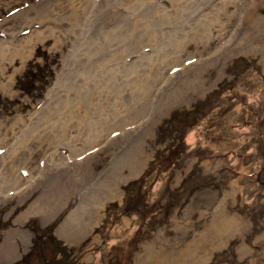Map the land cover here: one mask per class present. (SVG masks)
<instances>
[{
	"label": "rangeland",
	"instance_id": "1",
	"mask_svg": "<svg viewBox=\"0 0 264 264\" xmlns=\"http://www.w3.org/2000/svg\"><path fill=\"white\" fill-rule=\"evenodd\" d=\"M142 1L129 0L138 6ZM215 1L209 5L195 3L193 18L179 28L158 22L165 12L175 16L173 0L171 6L163 0H159L160 6L154 0L141 6L138 27L131 21L134 8L126 12L127 18H111V26L101 24L99 17L91 21L92 11L78 22L65 11L64 21L74 26L72 33L67 23L60 26L56 20V24L30 27L32 31L55 25L60 42L54 46L55 33L44 31V41L35 44L33 55L14 76L11 95L0 88V155H7L13 147L19 149L17 154L32 153L21 162L35 179L27 181L25 171L4 174L8 165H0V264H264V5L258 6L254 19H246L247 29H242L246 0H232L227 12L214 18L206 14L223 7L220 0ZM38 2L0 0V21L23 9L44 11V6L34 5ZM61 2L67 8L66 0ZM92 2L80 1L84 5ZM152 15L157 21L150 23ZM196 19L213 28H197ZM221 27L223 34L228 33L226 37L215 31ZM132 29L137 30L135 39L140 43H149L146 37L141 39L142 35L160 39L153 53L149 45L138 44L131 49L138 54L125 58L130 66L129 60L142 55V70L148 74L155 66L163 74L155 89L163 90L165 79L181 71V63L185 67L198 65L201 57L213 62L183 73L188 76L182 75L179 87V81L174 83L176 91L172 87L153 95L155 111L149 107L147 111L159 114L154 124L117 129L106 141L100 139L91 150L79 153L73 167L76 184L61 180L72 191L63 193L50 179V174H59V170H43L49 155L59 161L60 150L46 137L43 147H38L37 140L29 135L35 124L31 117H42L41 129L44 125L45 129L54 127V131L69 109L82 107L81 101L91 112L100 107L110 110L115 99L105 101V88L94 89L92 80L80 74L95 64L87 59H91L89 51H100L103 46L105 54L117 53L126 46L124 38L130 42ZM182 29L201 34L208 30L210 34L203 38L198 35L196 42L175 58L170 53L175 50V46L170 48L174 41L168 40L167 33L179 34ZM28 34L29 29L20 30L17 40ZM82 34L90 35L87 39L92 41V49L83 45ZM116 34L124 37L121 45ZM246 35L247 41L255 42V52L223 55L226 46L238 47ZM3 38L0 34V40ZM158 50L163 53L157 55ZM146 54L152 59L143 57ZM161 58L166 61L164 65L158 62ZM171 64L179 67L171 68ZM56 71L62 73L60 84ZM4 82L0 77V84ZM50 88H54L51 94ZM87 99L93 106L86 103ZM119 100L129 101L123 97ZM161 109L164 115L159 113ZM105 119L109 125L115 121ZM133 128L136 131L132 132ZM124 129L129 133H122ZM24 135L26 143L18 142ZM139 151V162H144L140 170L135 176L128 175L120 195L104 204L101 217L85 234L84 223L94 196L100 197L103 185H110L117 170L129 174ZM86 169L96 174L90 180L81 177ZM2 175L14 184L4 187ZM54 199L59 201L57 206ZM80 237L79 243H72ZM4 245L11 249L9 254L2 251Z\"/></svg>",
	"mask_w": 264,
	"mask_h": 264
},
{
	"label": "bare ground",
	"instance_id": "2",
	"mask_svg": "<svg viewBox=\"0 0 264 264\" xmlns=\"http://www.w3.org/2000/svg\"><path fill=\"white\" fill-rule=\"evenodd\" d=\"M40 2L34 4V5H42L44 6V11H40L39 8L33 12L28 9H23L21 11H18L17 13L7 17L3 18L0 21V34L3 35V39L0 40V77L5 79L4 83L0 84V88L4 90L6 93H10L12 91V83L14 80V76L20 72V68H22L28 58H30L33 55V50L35 49L36 43H42L44 41L43 35L44 31H49L50 33L54 32V46H56L57 43L60 41L57 40L59 38V33L56 29L55 25H49V24H56V21L60 23V26L66 23L64 21V17H66V12L72 13V19L78 22L79 17H85L84 14L91 12L92 15L90 20H95V18L99 17L101 20V24L106 23L107 26H111L113 24V20L111 18H114L115 16L118 18H127L129 11H131V14L134 16V19L131 21L135 22V27H138L139 22L137 21L139 19V14H141V6L144 4H151V1L153 0H143L140 6L131 4L129 0H93L92 3H87L84 5V3H80L81 0H66V7L63 6V3L61 0H39ZM167 1V2H164ZM171 1V0H170ZM169 0H163L164 3L171 6V2ZM190 1V0H189ZM187 0H173L175 3V6H172L171 11L174 14V17H170L166 15V12L164 13L165 16L162 17V19H158V22L163 23H170L174 25L175 27L183 26L185 23H187L190 19L193 18V14L191 8L194 6L195 3L200 4H206L209 5L211 2L215 0H192L189 2ZM216 2V1H215ZM154 3L157 6H160L159 0H154ZM221 4H223V7L221 8H214L213 10H210L208 14H213V17L220 13V12H227V9L230 5H232V0H220ZM218 3V4H219ZM34 5H31L34 6ZM180 5V6H179ZM264 5V1L257 2V0H246L245 1V8L243 11V16L241 17L242 22V29L248 26L246 23V19H254L256 17V11H258V6ZM125 6V7H123ZM66 9V10H65ZM255 13V15H253ZM138 15V16H137ZM137 16V17H136ZM232 16V15H231ZM230 16V17H231ZM261 16V15H260ZM153 15L150 16V23L155 21V17ZM56 20V21H55ZM230 20V19H227ZM263 20V19H261ZM157 21V20H156ZM255 21V20H254ZM12 25L9 26L8 23H11ZM50 22L48 25H46L44 30L34 29L30 30V27L34 24L42 25L44 23ZM196 25L197 28H213L212 26H205V24H202L201 20L196 19ZM229 22L226 23V25ZM79 24V23H78ZM81 25V24H80ZM169 26V25H168ZM251 26V25H250ZM5 27V28H4ZM67 29L69 32H73L74 26L67 23ZM79 27V26H77ZM253 28V27H251ZM29 29V34L21 37L19 40H17V35L19 34L20 30H27ZM224 29V25H223ZM217 34H223L222 27L220 30H215ZM195 32L192 36V33ZM49 33V34H50ZM109 33H114L113 31H110ZM129 40L130 42L127 44L126 38L122 37L121 35L116 39V42L118 45H121L120 40L121 38H124L126 41V46H123L121 50H118L117 53H111L108 54L104 53L103 46H100L101 50L92 52L89 51L88 54L91 56V59L87 56L88 61L94 62V66L91 69H84V71L81 72L80 76L83 77L85 80H92L91 86L94 87V89L97 87L99 88H105V92L107 91V96L105 98V101L110 100L111 102L114 101V105H112V108L108 111H104L101 107L95 111H88V108L85 106V104L81 101V106H74L76 107V110L69 109L67 115L61 120L60 123H58L55 127V130L53 131L54 127H50L48 129L44 128V125H42L43 130L41 129V123L44 121L42 117L37 116V119L35 117H31V121L34 124V128H31V132L29 135L31 137L33 136L37 140L35 143H38V147H43L42 145L47 140H52L51 144H56V148L60 150V158L59 161H55L51 155H49V159L44 163L47 167L43 170H48V172H55L59 170V174L51 173V181L54 182L58 187L59 190H61L63 193H71L67 186L64 187L61 184V180L65 181V183L68 180H71L72 185L76 184L77 179H75V171L73 169L75 161V157L79 153L87 152L91 150L94 147V144L98 142V140H104L106 141L109 137L111 132L118 130H123L124 127H128L131 125H140L143 127L144 124H154L160 117L158 115H154L150 112H148V107L152 111L155 109H152L154 104V99H151L154 94H163L167 92L170 88L174 87V85L178 82L179 87L182 82L179 80L183 73H186L188 70L193 71L194 68L200 66L205 67L210 62L212 63V58L208 59L205 57H201L200 64L198 65H190L188 67H185L182 63L179 65L182 67L181 71L176 72L174 75L168 77L164 81L163 90L155 89V84L158 79L162 80L163 74L157 70V68L154 66L151 67V71L147 74L144 70L141 69L140 60L142 59V55L138 57L137 60H129L130 66H127L125 64V58L129 55H134V53L138 54V52H132L134 50H131L139 45L142 47L148 46L152 48L149 52L153 53V50L158 46L156 43L160 41L158 38H154L151 40L150 36H140L141 39L146 37L148 39L149 43H140L141 41H137L135 39V34L137 33V30L132 29L129 31ZM143 33L147 34V31L143 29ZM210 32L208 30L201 34L198 30H191L189 32L185 30H181L179 34H175L174 32H168L167 36L169 37L168 40L174 41V44L170 46V48H174L175 50L171 51V54H174L175 58L180 55L181 51L186 50V48L193 42H196V39L199 35L200 38L205 37V35H209ZM79 35V34H78ZM228 33H224L223 37H226ZM249 35H251L249 33ZM82 40L85 42L83 45L88 46V49H92L90 46V42L87 38L90 37V35H81ZM173 38V39H170ZM17 40V41H16ZM162 40L165 41L164 37ZM153 41L154 45L152 46ZM251 40L247 41V35L243 38V42L241 45H238V47L232 45H228L223 50V55L226 57H232L238 52H255L254 46H252ZM101 45V44H100ZM264 50V44L262 45V48ZM260 49L256 50L258 52ZM110 51V50H109ZM132 52V53H131ZM38 53V51H37ZM163 53L162 51L158 50L156 54ZM261 53V52H260ZM157 55H155V58H157ZM146 59H152V55L146 54ZM209 58V56H208ZM159 64L164 65L166 61L164 58L159 59ZM18 63V65H16ZM138 64V65H137ZM177 64H171V68L173 67H179ZM130 67V68H128ZM199 67V68H200ZM11 68V70H10ZM132 68V69H131ZM133 70H136L133 71ZM180 70V69H179ZM133 71V72H132ZM10 72V73H9ZM57 74V81L58 84L61 80V74L59 71H56ZM86 77H84V75ZM188 76V75H183ZM185 82V81H184ZM175 83V84H174ZM79 87V85H78ZM177 87L174 89V91L177 90ZM54 89V88H53ZM50 88L49 94L52 93ZM173 89V88H172ZM80 89L78 90V92ZM177 94V93H176ZM129 100L128 103L124 102L120 99ZM131 101V102H130ZM73 102V101H72ZM109 102V103H111ZM86 103L90 106H93V103L90 99L86 100ZM162 109L165 110L166 107L162 106ZM159 112L162 113V110ZM126 110L127 113H126ZM130 110V111H129ZM126 113V114H121ZM165 113V112H164ZM162 113L161 115H164ZM51 114V113H50ZM103 114L105 117L101 118L100 115ZM38 115V114H37ZM47 116V115H46ZM109 117L114 118V123L111 125L108 124V122H105V118ZM147 118V119H145ZM145 119V120H144ZM143 120V121H141ZM55 126V124H54ZM82 128V129H81ZM72 129H74L72 131ZM81 129V132L79 130ZM136 131L135 128L131 130ZM68 132L70 135L68 134ZM122 133H129L127 129H124ZM25 136L20 138L18 142L25 141ZM47 138V140L45 139ZM28 139V138H27ZM33 140V141H34ZM27 149L31 150V147H27ZM19 149L17 147H13L10 150H8L7 155H0V165L2 167H5L3 165H8L7 169H4V174H10L13 175L17 171H25V174L27 173V181L35 180L34 177L31 175L33 174L32 171L28 170L26 166L24 165V162L22 163L21 160L30 158V152L24 156V153H18L17 151ZM78 152V153H76ZM6 156V157H5ZM11 158L10 160L5 158ZM140 158V151L138 153L137 158H135V162H132L131 167L129 168V174H123L122 171H116L114 179H112L110 185L107 184L103 185V190L100 192L99 198L96 199L97 196H94V204L91 208V211H89V219L85 221L84 228H85V234H88L92 227L97 223L98 219L102 215L104 204L110 200V199H116L120 195V186L121 184L127 179L129 176H135L136 173L140 170L142 164L144 162H139ZM88 160V159H87ZM50 167L55 168L52 169ZM57 169V170H56ZM54 170V171H53ZM46 172V173H48ZM43 173L41 174V176ZM96 175L93 171L90 169H86L85 174L81 175L83 180H90L93 178V176ZM5 176V177H4ZM7 175H2V180L4 181V187H10L14 183L13 181H10L8 178H6ZM43 177V176H42ZM44 178V177H43ZM41 179V177H40ZM8 180V181H7ZM62 181V183H63ZM103 184V183H102ZM101 184V185H102ZM2 195V193H0ZM100 200V201H99ZM59 204V201L57 199L53 200V205L57 206ZM41 215V214H40ZM44 217V216H43ZM81 240V237L77 239L75 242H72L73 244L79 243ZM11 249L8 250L7 246H3L2 251L5 252V254H9Z\"/></svg>",
	"mask_w": 264,
	"mask_h": 264
}]
</instances>
